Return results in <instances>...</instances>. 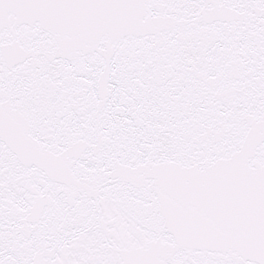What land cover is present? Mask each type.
Listing matches in <instances>:
<instances>
[{"label":"snow or ice","instance_id":"snow-or-ice-1","mask_svg":"<svg viewBox=\"0 0 264 264\" xmlns=\"http://www.w3.org/2000/svg\"><path fill=\"white\" fill-rule=\"evenodd\" d=\"M0 264H264V0H0Z\"/></svg>","mask_w":264,"mask_h":264}]
</instances>
